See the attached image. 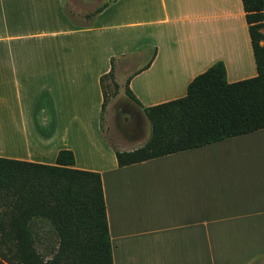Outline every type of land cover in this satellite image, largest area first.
Masks as SVG:
<instances>
[{"label": "crops", "instance_id": "obj_1", "mask_svg": "<svg viewBox=\"0 0 264 264\" xmlns=\"http://www.w3.org/2000/svg\"><path fill=\"white\" fill-rule=\"evenodd\" d=\"M215 62L257 74L242 0H0V157L99 172L113 264H264V128L119 166L100 115L111 68L143 112Z\"/></svg>", "mask_w": 264, "mask_h": 264}, {"label": "trees", "instance_id": "obj_2", "mask_svg": "<svg viewBox=\"0 0 264 264\" xmlns=\"http://www.w3.org/2000/svg\"><path fill=\"white\" fill-rule=\"evenodd\" d=\"M242 5L257 74L228 82L223 63L215 62L183 97L143 107L150 135L143 146L115 149L119 166L264 128V0ZM105 78L117 86L112 68ZM125 90L137 101L128 83ZM103 96L101 119L106 89ZM74 161L68 149L58 151L54 164L0 157V264H113L101 175L73 167ZM37 218L57 237L50 258L36 247Z\"/></svg>", "mask_w": 264, "mask_h": 264}, {"label": "rangeland", "instance_id": "obj_3", "mask_svg": "<svg viewBox=\"0 0 264 264\" xmlns=\"http://www.w3.org/2000/svg\"><path fill=\"white\" fill-rule=\"evenodd\" d=\"M264 43V40H262ZM124 77L117 75L120 85V95L124 94ZM107 101L111 96L118 95V88L107 78L105 80ZM105 135L113 144L119 143L122 138L129 146H143L151 132V125L145 114L137 108L130 107L125 103H106L102 114ZM32 231L36 240L37 249L46 257L50 258L57 246V237L51 224L44 219L34 220Z\"/></svg>", "mask_w": 264, "mask_h": 264}]
</instances>
